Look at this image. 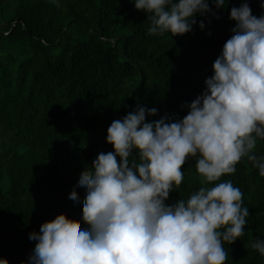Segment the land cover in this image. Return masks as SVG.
<instances>
[{
	"label": "trees",
	"instance_id": "1",
	"mask_svg": "<svg viewBox=\"0 0 264 264\" xmlns=\"http://www.w3.org/2000/svg\"><path fill=\"white\" fill-rule=\"evenodd\" d=\"M243 2L230 0L219 19L198 17L190 33L161 36L148 33L147 14L130 0H0V259L27 262L36 244L29 234L57 215L83 226L69 193L99 153L114 151L111 122L137 105L156 107L146 122L186 115L183 105L202 93L232 34L231 7ZM246 2L253 15L264 13L262 0ZM255 154L264 156V141ZM181 171L167 203L227 180L241 190L249 216L244 234L223 244L224 264H264L251 247L264 239L259 170L242 158L212 184L201 183L194 159Z\"/></svg>",
	"mask_w": 264,
	"mask_h": 264
},
{
	"label": "clouds",
	"instance_id": "2",
	"mask_svg": "<svg viewBox=\"0 0 264 264\" xmlns=\"http://www.w3.org/2000/svg\"><path fill=\"white\" fill-rule=\"evenodd\" d=\"M130 2L147 14L149 34L182 36L198 17L219 19L230 0ZM229 19L232 34L202 93L183 105L187 114L146 122L156 107L137 105L113 120L106 141L114 151L99 153L69 193L83 226L65 214L44 222L29 234L36 244L22 264H224L223 244L244 234L249 216L241 190L227 180L200 187L187 200L167 201L190 159L202 184L234 173L242 158L264 177V156L255 154L264 141V13L253 15L245 0L231 7ZM251 247L264 257V239Z\"/></svg>",
	"mask_w": 264,
	"mask_h": 264
}]
</instances>
